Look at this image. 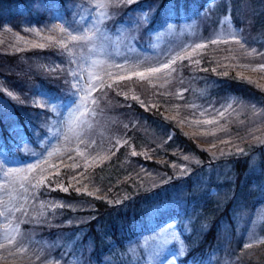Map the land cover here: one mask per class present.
<instances>
[{
	"label": "trees",
	"instance_id": "1",
	"mask_svg": "<svg viewBox=\"0 0 264 264\" xmlns=\"http://www.w3.org/2000/svg\"><path fill=\"white\" fill-rule=\"evenodd\" d=\"M118 1L108 5L110 11L105 23L110 30L117 23L128 21L135 12L144 14L148 28H153L156 23L163 27L181 17L194 20L208 0ZM75 2L77 0H0V27L9 22L15 24L14 27L43 26L56 15L70 20L74 14L77 16ZM256 3L259 12H253L250 26L264 32V2ZM239 5L238 0L231 5V14L240 37L245 39L242 35L245 21ZM134 42L141 46L139 38ZM60 54L57 46L52 44L18 50L0 46V81L6 87V90L0 88V154L4 158L0 163V191L6 180L14 181L10 196L0 192V219L10 207L25 229L29 227L26 220L31 212L27 207L35 205L34 200L50 198L57 201L52 209L36 218L41 223L32 225L41 229L35 234L37 240L44 239L53 242L52 245L60 242L53 253L63 251L65 260L71 257L66 246V242L71 241L72 252L78 256V249L82 248V261L90 264H138L135 260L139 255L137 238L163 223L173 222L182 246L181 257L176 255L178 264H264V241L246 247L235 238L239 230L243 232L248 221V218H242L241 208L255 209L264 199V141L248 140V137L239 139L238 136L247 128L244 123H250L252 116L244 112L243 121L237 118L228 122L225 136L229 140L211 151L183 131L160 107L149 106L146 102L148 108L143 109L142 104L129 95L122 98L125 91L122 88L129 87V81L103 78L100 83L103 87L95 98L106 90L105 93L114 98L112 109L115 113L125 111L128 116L136 115L138 121L128 128L122 127V122L107 119L104 124L100 121L109 132L110 128L120 131L122 127L127 141L108 159L87 170V180L95 192L77 191L69 184V179L82 169V165L77 164V148L85 141L87 127L85 124L75 126L74 122L68 121L64 122L65 129H60V124L54 123L58 117L51 104L56 101L69 103L65 93L67 80L65 70L55 63L51 71L44 65L51 58L61 62ZM45 59L40 67L39 61ZM181 65L174 74L183 80V84H188L186 99L190 95L192 99L207 100L228 94L264 107V89L245 78L210 67L200 68L186 60ZM133 84L147 101L154 89L142 80L133 81ZM9 90L16 91L20 98L8 95L11 94ZM30 90L42 98V103L30 100L27 95ZM92 101L90 111L97 109L95 100ZM257 126L252 127L264 130ZM250 134L247 128L245 136ZM232 138L236 146L227 145ZM132 150H147L150 156L162 159L159 163L139 152L134 154ZM182 155L197 159L200 164L191 163L190 172L179 169L176 161ZM136 165L143 171L134 172ZM56 166L58 170L52 174L45 171L51 167L56 169ZM184 170L187 171L184 177L174 176L177 173L182 176ZM153 171L163 175L153 180L148 175ZM193 174L197 180L201 178L207 183V187L216 186L220 190L218 194L210 196L205 194L206 191L200 192L208 189L202 186L195 189L197 180ZM127 176L130 181L126 180ZM40 179L46 182L40 183ZM142 179L147 181L146 185ZM151 181L154 182L152 186ZM3 196L10 200L6 201ZM166 202L175 208L183 202L187 207L170 210L164 205Z\"/></svg>",
	"mask_w": 264,
	"mask_h": 264
},
{
	"label": "rangeland",
	"instance_id": "2",
	"mask_svg": "<svg viewBox=\"0 0 264 264\" xmlns=\"http://www.w3.org/2000/svg\"><path fill=\"white\" fill-rule=\"evenodd\" d=\"M114 1L116 0H77L74 3L77 16L74 14L70 20L62 15H56L43 26L29 24L14 27L15 24L9 22L0 27V46L8 50L39 48V45L52 44L57 46L61 53V62L52 58L47 62L46 59L39 62H41L40 67L45 62L44 68H50V71L55 68L54 63L65 70L64 78L67 80L68 88L65 93L69 103L56 101L51 104L58 117L54 123L58 122L60 129H65L64 122L68 121L74 122L75 126L85 124L87 127L85 141L77 148L79 159L77 164L82 165V169L69 179V184L75 190L95 192V188L87 180V170L114 154L115 150L127 141L122 127L128 128L138 121L136 115L128 116L125 111L115 113L116 110L112 109L114 98L106 94V90L99 98H95V94L102 89L101 79L106 77L127 80L126 83L129 81V87L122 88L125 90L122 92V98L129 95L138 104L140 102L143 109L148 108L146 102L149 106L160 107L167 116L177 121L183 131L192 135L208 150L213 151L216 146L229 140V137L225 136L226 125L237 118L243 121L244 112L252 116L250 123H244L251 134L245 136L247 128L244 131L240 130L239 139L248 137V140L264 141V130L252 127L254 124L264 127L263 106L228 94L217 98L209 97L207 100L192 99L190 95L186 99L188 84H183V80L174 74L175 70L182 66L181 62L186 60L196 63L200 68L210 67L218 72L235 73L264 89V32L260 29L255 31L250 26L253 12H259L256 2H264V0H238L239 12L242 15L240 16L245 21V32L242 33L245 39L240 37V30L236 27L231 14V5L236 0H208L194 20L181 17L180 20L176 19L163 27H159L160 23H156L153 28L146 27L148 19L144 14L135 12L128 17V21L117 23L115 28L110 30L105 21L110 11L108 5ZM183 16L186 17L184 13ZM69 31L71 36H86L89 39L72 42ZM136 38L140 39L141 46H137L134 42ZM164 65L169 67L165 68ZM152 68L160 71L149 73L148 70ZM137 73H143L144 78L136 75ZM139 80L145 81L149 88L154 89L147 101L141 97L140 90L134 87L133 81ZM92 86L95 87L94 91L91 90ZM0 88L6 90L2 81ZM189 90L192 91L191 87ZM30 91L31 93L27 94L30 100L42 103V98ZM9 92L11 94L8 95L19 97L16 96V91L9 90ZM86 96L88 98L85 101ZM92 99L95 100V107L97 106L94 111L88 110L89 105L93 103ZM107 119H110V122H122L120 131H111V128L110 132L108 128L106 130L100 121L105 124ZM90 128L92 129L89 130ZM77 133L79 137L80 129ZM111 141H114V146H111ZM227 145L236 146L234 139L232 138ZM138 152L141 156L155 159L159 163L162 159L158 156H150L147 150H132V153L138 154ZM3 159L0 154V163ZM176 162L179 169L185 168L189 172L191 163L200 164L199 160L185 155L180 156ZM55 168L51 167L50 170L45 171L52 174L58 170V166ZM185 170L182 176L181 173L174 176L184 177L187 172ZM137 171L141 172L143 168L134 166V172ZM39 173L41 174L42 171ZM148 175L155 180L163 173L153 171ZM193 177L197 180L195 175ZM129 178L127 176L126 180L130 181ZM40 180L42 181L40 183L46 182L44 179ZM143 183L146 185L147 181L143 180ZM153 183L150 182L151 186ZM139 184L142 182L139 181ZM201 186L208 189L200 192L206 191L205 194L210 196H216L220 191L216 186L207 187V183L199 178L194 188ZM13 188L14 181L8 179L0 192L10 196ZM64 188L66 189L65 186ZM223 193L224 191L221 190L222 196H225ZM3 197L6 201L10 200L6 196ZM34 202L35 205L27 207L31 212L30 218L26 220L29 227L25 229L15 219V211H10V207L6 208L8 211L3 212L0 219V264H90L86 260L82 261L80 257L82 248L78 249V256L72 252L71 241L66 242L67 252L71 251L69 254L71 257L65 260V256L62 257L65 254L63 251L53 253L54 247L60 242L52 245L53 242L37 240L35 234L37 231L39 234L41 229L35 228L32 224L41 223L36 218L48 209H52L57 201L38 198ZM164 205L170 210L175 208L169 206L167 202ZM183 207L187 205L182 202L178 203L175 209L181 210ZM14 208L18 210L17 207ZM241 212L242 218H248V221L246 225L244 224L243 232L239 230L235 234L236 241L241 242L243 246L260 244L264 241V199L257 208L244 207L241 208ZM32 218L35 221H32ZM137 240L136 250L139 255L135 260H138V264H178L176 255L180 256L182 246L173 222L163 223Z\"/></svg>",
	"mask_w": 264,
	"mask_h": 264
},
{
	"label": "snow or ice",
	"instance_id": "3",
	"mask_svg": "<svg viewBox=\"0 0 264 264\" xmlns=\"http://www.w3.org/2000/svg\"><path fill=\"white\" fill-rule=\"evenodd\" d=\"M127 2L128 3H131V2H133V0H127ZM62 31H66L65 29H62ZM68 34L70 35V37H71V41L72 42H77V41H79L80 39H89V37H78V36H71V33H70V31L68 32ZM40 47H44V45H39ZM164 67L165 68H167V67H169V65H164ZM149 71V73H156V72H159L160 71V69H157V68H152V69H149L148 70ZM136 75H138V76H140L142 79L144 78V74L143 73H137ZM111 85H109V87H110ZM76 87H80L79 85H76ZM100 87L102 88L103 87V84H101L100 85ZM91 90L92 91H94L95 90V87L94 86H92V88H91ZM87 96L84 98V100L86 101L87 100ZM135 154V153H134ZM42 182V181H41ZM65 191H67V189H64ZM0 214H2V213H0ZM251 245H246V247H250Z\"/></svg>",
	"mask_w": 264,
	"mask_h": 264
}]
</instances>
